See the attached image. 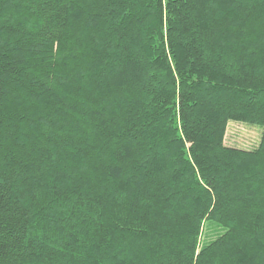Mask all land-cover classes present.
I'll list each match as a JSON object with an SVG mask.
<instances>
[{"label":"trees","instance_id":"1","mask_svg":"<svg viewBox=\"0 0 264 264\" xmlns=\"http://www.w3.org/2000/svg\"><path fill=\"white\" fill-rule=\"evenodd\" d=\"M0 264H264V0H0Z\"/></svg>","mask_w":264,"mask_h":264},{"label":"rangeland","instance_id":"2","mask_svg":"<svg viewBox=\"0 0 264 264\" xmlns=\"http://www.w3.org/2000/svg\"><path fill=\"white\" fill-rule=\"evenodd\" d=\"M261 131L240 123H230L227 126L225 144L229 147L252 149L257 147Z\"/></svg>","mask_w":264,"mask_h":264}]
</instances>
